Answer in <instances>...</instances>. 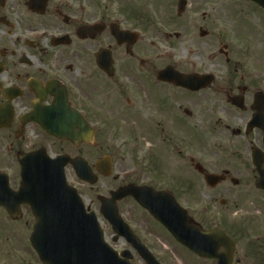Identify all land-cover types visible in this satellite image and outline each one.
<instances>
[{
	"label": "flooded vegetation",
	"instance_id": "1",
	"mask_svg": "<svg viewBox=\"0 0 264 264\" xmlns=\"http://www.w3.org/2000/svg\"><path fill=\"white\" fill-rule=\"evenodd\" d=\"M140 1L113 14L99 0H0V172L16 189L18 154L49 141L97 148L111 132L114 166L129 148L116 188L149 186L180 204L235 193L238 221L223 216L233 263L264 264V10L249 0H166L156 12L147 3L164 0L135 8ZM193 73L211 74L208 86L195 88ZM200 108L209 115L201 150ZM54 125L76 138L89 130L91 141L56 140L43 129ZM20 211L12 218L0 206V264L9 229L19 253L14 232L31 225Z\"/></svg>",
	"mask_w": 264,
	"mask_h": 264
},
{
	"label": "water",
	"instance_id": "2",
	"mask_svg": "<svg viewBox=\"0 0 264 264\" xmlns=\"http://www.w3.org/2000/svg\"><path fill=\"white\" fill-rule=\"evenodd\" d=\"M253 1L264 7V0ZM199 84H205L203 79ZM67 136L75 139V135ZM67 161L66 156L51 160L43 151L22 155L21 186L16 192L7 191V198H14L15 204L27 203L36 218L30 241L39 258L43 264H128L104 243L94 215L85 212L76 191L66 184L63 167ZM72 164L80 178L92 183L96 180L82 158L74 159ZM96 167L101 174L109 175L110 158L103 156ZM129 194L190 250L203 257L215 258L216 264H231L233 242L223 231L218 228L204 231L191 222L183 210L162 209L159 195L152 194L150 199L144 200L132 186L113 191L109 201L114 203ZM3 200L4 205L11 206L9 201ZM102 204L104 209L106 199H102ZM8 211L12 212L11 209ZM108 219L114 223L116 232L125 229L115 205ZM219 247H222L221 253L217 252ZM142 256L148 264H159L148 250L142 252Z\"/></svg>",
	"mask_w": 264,
	"mask_h": 264
},
{
	"label": "rangeland",
	"instance_id": "3",
	"mask_svg": "<svg viewBox=\"0 0 264 264\" xmlns=\"http://www.w3.org/2000/svg\"><path fill=\"white\" fill-rule=\"evenodd\" d=\"M103 5H108L109 12H112L114 14V11H130L133 9V6L131 4L134 3V0H99ZM159 1V0H158ZM165 3L161 4L158 2V4H154L152 2H148L146 5L145 11H160L167 8L166 0H164ZM146 0H142L135 4V8L144 5ZM111 4L112 7H111ZM142 8H144L142 6ZM156 36L152 35L151 39L156 40ZM253 43V41H251ZM256 44V42L254 43ZM159 46L160 44L157 43ZM217 45V42H215V46ZM153 50V49H152ZM181 55L183 52L180 53ZM264 69V66L261 67ZM202 108H200L199 116H200V124L201 127L199 128L200 132V150L203 149V145L205 146L206 141L208 140V137H206V131L208 128V113H204L207 111L202 112ZM102 145L97 148H72L69 147L66 144H59L54 143L52 141H49V147L47 150L51 154L55 153H67L71 157L75 155H81L85 157L88 162L93 165L94 161L100 157L102 154H109L112 157V163H113V172L112 175L109 177H99L98 181L94 185H87L82 182H80L73 169L71 167L66 168V174L68 181H70L78 190L80 194H82L84 202L86 205H90V208L93 210L94 205L93 203H96V206L98 205L97 197L98 196H108V192L112 189H115L117 182L114 181V175L115 170L117 169L119 172L125 170L130 166L129 162H127L126 159V152H128L129 148L125 147L123 152H119V160L116 162V165L114 166V142L112 140V133L111 132H105L102 134ZM117 149V148H116ZM118 149H121L118 147ZM116 168V169H115ZM235 197L236 194L234 193ZM234 195L227 194H220L216 195L217 199L216 201L209 202L210 200L200 194L196 195V198L199 200V203H194V197L193 200L189 199L186 203L184 198L181 200V204L184 208L188 210L190 215H192L196 220L205 222V221H214L217 223V221L222 220L224 215H227L229 219H238V213H239V206H235L234 203L236 200L234 199ZM223 198L226 203L225 205H221L218 203V199ZM204 209H209V211H205ZM236 209V211L234 210ZM234 210V211H233ZM123 211L126 213L129 218H131V223L134 222L133 228L134 231H137V235L144 241V243L152 250V252L156 255L158 260L162 264H214L213 261L208 260H202L187 251L184 247L180 246L178 243H176L173 238L164 230L162 229L158 224H156L147 214H145L143 211H141L134 202H132L130 199H125L121 201V207L120 212ZM229 212V213H228ZM101 227L105 231V237L107 240H109V237L111 236V230L107 226V224L100 220ZM23 226L20 227V231L17 232V230L14 233H19V243L22 242L21 249H19V254L17 249V243L15 240L17 239V236L14 234L11 235L10 233H13V229H9L8 236L10 239L7 241V245L5 247V256H6V264H12V262L17 261L20 259V262L18 264H21V261L30 260L32 262H38L37 257L35 253L29 248L28 242H27V236L29 235V227ZM22 234V235H21ZM18 240V239H17ZM121 245L123 243L119 241ZM118 243V244H119ZM10 247H9V246ZM20 248V246H19ZM135 264H144L143 261L135 255V258L133 260Z\"/></svg>",
	"mask_w": 264,
	"mask_h": 264
}]
</instances>
